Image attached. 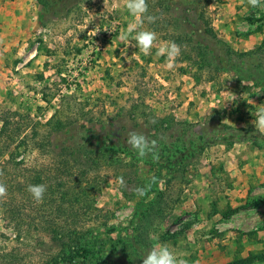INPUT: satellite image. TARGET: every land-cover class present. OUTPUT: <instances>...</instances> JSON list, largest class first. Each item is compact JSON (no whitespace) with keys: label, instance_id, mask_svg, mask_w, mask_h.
Returning a JSON list of instances; mask_svg holds the SVG:
<instances>
[{"label":"rangeland","instance_id":"374dc122","mask_svg":"<svg viewBox=\"0 0 264 264\" xmlns=\"http://www.w3.org/2000/svg\"><path fill=\"white\" fill-rule=\"evenodd\" d=\"M40 13L36 0H0V128L2 119L16 111L45 122L60 106L75 113L105 111L111 117L139 96L157 115L189 121L195 129L214 110L225 124L257 129L264 78L253 65L226 68L213 81L196 80L195 66L181 55L172 61L157 55L170 42L158 31L150 54L144 55L131 37L121 39L134 22L125 0H93L48 27L39 24ZM209 15L235 49L264 47V8H252L247 0H213ZM143 28L152 30L146 22ZM80 135L71 130L60 142L70 144ZM20 151L18 158L28 166L48 159L30 146ZM189 177L193 180L181 202L154 236L155 247L168 244L189 264H227L264 251V201L255 202L264 199V149L249 142L211 145ZM95 198L99 207L114 213L112 223L128 224L135 202L121 193L117 178L109 177ZM233 208L238 209L224 217ZM189 221L193 225L176 240L166 237ZM36 237L18 238L0 208V264L11 259L6 254L38 261L51 241L47 235Z\"/></svg>","mask_w":264,"mask_h":264},{"label":"trees","instance_id":"16d2710c","mask_svg":"<svg viewBox=\"0 0 264 264\" xmlns=\"http://www.w3.org/2000/svg\"><path fill=\"white\" fill-rule=\"evenodd\" d=\"M36 1L41 6L38 22L48 27L58 17H69L93 0ZM212 1L147 0L148 13L156 20L145 22L181 46L182 58L195 66L196 80L213 81L222 70H237L244 62L259 69L264 78V47L240 51L222 38L209 15ZM107 114L85 108L78 113L68 112L60 106L45 122L17 111L13 118L2 119L0 182L8 192L0 198V208L18 238L47 235L51 241L38 261L6 254L4 258L11 259L2 264H142L144 254L155 247L154 236L161 222L181 202L193 180L189 175L208 147L249 142L264 149L263 132L225 124L217 110L197 124L199 129L189 121L157 115L139 96L123 104L113 116ZM71 130L81 134L79 140L60 142L63 133ZM130 131L157 140L159 158H139L127 144ZM25 146L48 156L46 163L25 164L18 158L20 148ZM111 176L118 179L124 197L135 202L125 227L112 223L114 213L99 207L95 198ZM121 178L126 187L121 186ZM37 184L47 187L39 203L28 191L29 185ZM145 186L147 194L138 196L135 190ZM237 209L227 210L224 217ZM193 223L189 221L166 237L176 240ZM256 260L264 261V251L251 252L227 264H252Z\"/></svg>","mask_w":264,"mask_h":264},{"label":"clouds","instance_id":"9594fccd","mask_svg":"<svg viewBox=\"0 0 264 264\" xmlns=\"http://www.w3.org/2000/svg\"><path fill=\"white\" fill-rule=\"evenodd\" d=\"M247 2L252 8H264V0H247ZM125 6L134 18V22L129 24L121 39L127 40L131 37L135 41L133 46L138 47L144 55H149L157 41V34L153 30L144 29L143 25L145 20L148 23H154L156 17L148 13L147 0H125ZM157 55H164L169 61H172L181 55V46L174 41L167 42L157 49ZM254 125L258 130L264 131V109L256 114ZM127 144L141 159L149 155L153 159L159 158L158 141L150 140L142 132L130 131L127 136ZM120 183L122 187H126L123 178ZM147 190V186L138 187L135 192L138 196H144L147 194ZM28 191L39 203L43 201L47 187L44 184L29 185ZM7 192V186L0 182V198H5ZM142 264H189V262L179 256L168 244H161L158 247H152L144 254Z\"/></svg>","mask_w":264,"mask_h":264}]
</instances>
